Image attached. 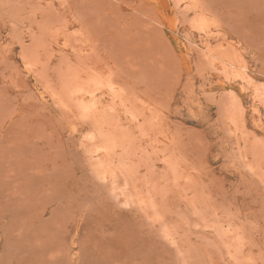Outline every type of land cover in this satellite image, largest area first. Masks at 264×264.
Instances as JSON below:
<instances>
[{"label":"rangeland","instance_id":"rangeland-1","mask_svg":"<svg viewBox=\"0 0 264 264\" xmlns=\"http://www.w3.org/2000/svg\"><path fill=\"white\" fill-rule=\"evenodd\" d=\"M0 264H264V0H0Z\"/></svg>","mask_w":264,"mask_h":264}]
</instances>
